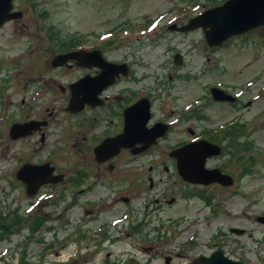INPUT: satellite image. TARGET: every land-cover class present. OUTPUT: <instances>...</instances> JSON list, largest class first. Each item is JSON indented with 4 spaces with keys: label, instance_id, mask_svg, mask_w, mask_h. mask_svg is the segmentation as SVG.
Wrapping results in <instances>:
<instances>
[{
    "label": "rangeland",
    "instance_id": "1",
    "mask_svg": "<svg viewBox=\"0 0 264 264\" xmlns=\"http://www.w3.org/2000/svg\"><path fill=\"white\" fill-rule=\"evenodd\" d=\"M224 1L14 0V11L22 12V17L0 29V61H12L19 53L32 48L20 60L28 61L24 73L41 74L47 72L44 54L48 49L77 40L78 45L105 51L108 61H140L134 68L142 78L143 87L151 89L156 81L163 82V77L170 79L173 75L167 93L152 89L150 95L156 99L152 122L164 117H181L178 124V119L174 120L176 126L170 140L160 143L156 158L161 156L160 160L169 165L167 153L174 145L192 137L189 129L200 134L238 116L240 121L235 126L238 132L229 140L221 137L220 144L227 152L223 159L228 160L227 171L239 183L232 190L205 192L192 186L176 190L173 195L177 194L178 203L174 205V212L162 217L165 223L162 235L157 219L147 229L135 233L141 216L133 212L128 222L118 226L111 223L112 241L102 244L103 250L95 254L94 245L99 244L91 235L93 230L99 236L110 234L104 227L112 218L124 214L122 194L112 191L118 185L113 177L109 189L80 194L78 191L88 185L83 183L63 192V197L49 205L43 203L34 210L29 205L34 200L37 203L36 196L44 185L36 194L27 196L20 188L12 189L10 179L1 177L0 264H21L23 259L24 264H192L198 256H208L217 250L244 264H264V223L259 221L264 217V29L252 36L235 38L224 48L207 50L201 28L187 32L165 28L173 19L178 27L186 25L199 12L194 10L221 5ZM176 54L183 60L180 66L175 64ZM148 73L151 78L146 80L144 74ZM211 85L230 86L232 93L240 96L237 109L211 101L208 89ZM200 96L206 99V105L185 112L189 107L186 105ZM198 111L204 119L193 118ZM6 140L0 144V172L16 161V154L22 149L18 144L12 156L2 154ZM127 171H122L123 175ZM143 173L146 175L147 168H143ZM127 177L134 179L131 175ZM141 186L145 195L147 186ZM108 207L110 213L101 215L91 227L79 230L80 227L73 225ZM25 214L29 216L24 218ZM169 216L173 224L184 216L186 231L177 236L178 227L172 238L174 227L167 222ZM236 227L247 229V234L232 235L230 228ZM184 245L187 252L183 250ZM241 245L246 250L240 249ZM24 252L27 254L23 255Z\"/></svg>",
    "mask_w": 264,
    "mask_h": 264
},
{
    "label": "flooded vegetation",
    "instance_id": "2",
    "mask_svg": "<svg viewBox=\"0 0 264 264\" xmlns=\"http://www.w3.org/2000/svg\"><path fill=\"white\" fill-rule=\"evenodd\" d=\"M166 28L169 30L170 27ZM263 29L264 27H260L254 30L251 35L258 34ZM79 49L77 40H73L70 45L65 44L59 48L48 49L44 54L47 72L41 74H25L28 61H20V58H12V61L11 59L10 61H0V144L6 139L8 140H6V147L1 149V153L12 156L15 147L18 144L22 145V149L16 154V161L0 172V179L1 177L10 179L12 189L19 190L20 188L27 194V185L17 179V174L30 166L38 169L43 168L45 172L43 179L46 182L43 184L44 186L41 185L39 191L37 190V197L45 196L43 203L49 205L52 201H48V195L55 194V200H57L63 192L72 191L83 183L88 185L78 191L80 194L93 193L95 189L96 191L106 190L110 188V180L113 177V182L118 185L113 186L112 191L114 194L117 192L122 194L120 198L125 203L124 213L130 215L127 220H130L133 212L135 214L137 212L138 216H141L138 218L136 229H134L135 233L139 234V231L147 229L157 219L160 224V235H162L165 225L162 217L174 212V205L178 203L177 194L173 195L176 190L185 188V186L198 187L200 191L205 192L212 189H237L238 178L229 173L227 171L228 164L223 163V154L226 152L223 147L220 157L207 160V167L208 169H220L223 173L231 175L234 182L230 186H222L219 183L204 186L185 181L179 174L177 159L171 154L174 149L195 140L206 139L222 146L220 138L222 137L223 140L232 139L238 132L235 127L238 122H235L229 129H218L214 133L211 132L212 134L203 131L204 136L197 135L195 131L189 129L192 137L174 145V148L167 153L170 157L168 165L160 160L161 156L156 158L157 154L153 152L160 146V143L167 139L170 140V135L176 126L174 120L180 121L181 117L175 116L172 119L164 117L152 122L156 99L151 98L150 95L152 89L167 93L169 91L168 82L169 80L173 81V75L170 79L163 77V82L156 81L150 89L148 86L141 85L142 78L134 68L135 65L141 63L140 61H129V59L123 61H87L83 59L78 61L76 58L68 61H56L57 57L76 52ZM102 55L106 58L105 51H102ZM174 61H178L177 64L175 63L178 66L183 63L182 58L177 60L175 56ZM111 64L114 66L111 67ZM5 70H8V73H3ZM144 78L150 79L151 74H144ZM214 87L209 88L210 93ZM229 87L218 86L221 91L233 96L232 88ZM143 100L149 102L151 115L147 129L152 130L158 123L166 125L163 128L167 129V133L162 138H158L156 144H151L145 151H141L145 144L138 125L142 120L145 107L136 106ZM236 100L218 103L237 109L240 100L238 98ZM128 117L131 120H128ZM193 118L201 120L204 119V116L202 112L198 111L193 115ZM179 121L177 124L180 123ZM127 123L130 127L135 124V129L131 130L128 140L131 147L127 148L122 145L118 151L116 147L115 150H106L105 147H102L107 141L123 135ZM152 155L153 157H151ZM146 157H151V159ZM213 162L215 163L211 164ZM143 168H147L146 175L143 173ZM171 169L172 171H170ZM125 170H128L127 175H123ZM130 175L134 177L133 180L127 177ZM141 184L147 186L145 195ZM137 200H140V203H137ZM57 205L60 207L58 203ZM67 207L70 208V206ZM110 210L108 207L106 210L92 214L89 219H82L79 223L74 222L73 225L82 230L83 227L91 225L93 221H98L101 215L110 213ZM88 213H93V211ZM120 217L112 218L104 229H109L111 223ZM195 220L199 222L198 218ZM167 222L174 227V229L171 228L172 238L176 236L174 230L178 227L177 236L186 231L184 216L179 217L177 224L176 222L173 224L174 220L171 216L168 217ZM68 224H72L71 220ZM237 229L244 230V234L231 233V228L230 233L237 237H243L248 232L245 228ZM95 230L91 235L99 244L94 245V248L97 247V251L94 252L96 254L103 250L100 246L106 241L111 242L112 238L109 237L111 236L110 229V234L103 236H99L100 233ZM169 230L168 227L166 236H168ZM223 236H226V233ZM223 236L220 235L222 239H224ZM240 244L242 243L240 242ZM109 248L106 249L110 250ZM240 249L246 250V246L241 245ZM183 250L187 252L186 245ZM106 257H111V253L108 252Z\"/></svg>",
    "mask_w": 264,
    "mask_h": 264
},
{
    "label": "water",
    "instance_id": "3",
    "mask_svg": "<svg viewBox=\"0 0 264 264\" xmlns=\"http://www.w3.org/2000/svg\"><path fill=\"white\" fill-rule=\"evenodd\" d=\"M22 17L21 12L13 11V0H0V28L11 20ZM264 26V0H229L223 5L208 10L202 16L197 17L189 22L188 25L179 28V31L185 32L197 28L205 30L206 41L210 46H221L225 40L239 34L246 33L250 30ZM176 29L173 27L172 30ZM95 59L93 60V58ZM83 59L88 61H105L101 57L100 52L88 53L86 51L74 52L67 55H62L56 61H68L69 59ZM180 59V55L176 56ZM113 67V66H111ZM215 100L227 101L233 100L225 92L213 89ZM136 106H144V114L142 120L138 123L143 143L141 151L146 150L151 144L156 143V139L165 134L167 129L160 128L161 124L156 125L152 130L147 129V123L151 118L149 111V102L143 100L136 104ZM128 120H131V118ZM163 129L160 131L159 129ZM135 129V124L129 126L126 124V130L123 135L118 138L107 141L104 147L108 150L117 151L121 146L131 147L128 143L131 136V130ZM116 151V152H117ZM114 153V151H112ZM112 153V154H113ZM221 153V148L215 144H211L206 140H201L195 143L185 145L172 152L178 161L179 174L184 180L194 184L209 185L211 183H220L225 186L232 185L233 181L229 176L222 174L219 170L206 169V162L208 158L218 156ZM42 172V173H41ZM44 170L33 168L32 166L24 168L18 174V179L25 182L27 185V195L36 194L38 188L45 184L46 180ZM259 221L264 223V217L259 218ZM232 233L244 234V230L231 229ZM193 264H244L240 261L229 258L223 251H217L210 256H200L193 261Z\"/></svg>",
    "mask_w": 264,
    "mask_h": 264
},
{
    "label": "trees",
    "instance_id": "4",
    "mask_svg": "<svg viewBox=\"0 0 264 264\" xmlns=\"http://www.w3.org/2000/svg\"><path fill=\"white\" fill-rule=\"evenodd\" d=\"M23 264V263H22Z\"/></svg>",
    "mask_w": 264,
    "mask_h": 264
}]
</instances>
